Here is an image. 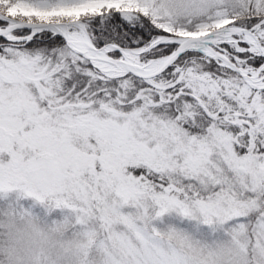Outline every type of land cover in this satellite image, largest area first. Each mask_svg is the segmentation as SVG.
<instances>
[{
	"label": "snow or ice",
	"instance_id": "snow-or-ice-1",
	"mask_svg": "<svg viewBox=\"0 0 264 264\" xmlns=\"http://www.w3.org/2000/svg\"><path fill=\"white\" fill-rule=\"evenodd\" d=\"M0 264H264V0H0Z\"/></svg>",
	"mask_w": 264,
	"mask_h": 264
},
{
	"label": "clouds",
	"instance_id": "clouds-1",
	"mask_svg": "<svg viewBox=\"0 0 264 264\" xmlns=\"http://www.w3.org/2000/svg\"><path fill=\"white\" fill-rule=\"evenodd\" d=\"M17 228H19L21 231H24L26 229V225L18 222L17 223Z\"/></svg>",
	"mask_w": 264,
	"mask_h": 264
}]
</instances>
